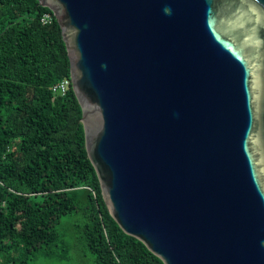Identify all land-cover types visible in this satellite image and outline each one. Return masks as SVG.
Here are the masks:
<instances>
[{"label": "water", "instance_id": "obj_1", "mask_svg": "<svg viewBox=\"0 0 264 264\" xmlns=\"http://www.w3.org/2000/svg\"><path fill=\"white\" fill-rule=\"evenodd\" d=\"M120 227L165 264H264V0H39Z\"/></svg>", "mask_w": 264, "mask_h": 264}, {"label": "trees", "instance_id": "obj_2", "mask_svg": "<svg viewBox=\"0 0 264 264\" xmlns=\"http://www.w3.org/2000/svg\"><path fill=\"white\" fill-rule=\"evenodd\" d=\"M82 118L54 12L39 0H0V264L52 254L58 222L74 212L95 264H165L111 215Z\"/></svg>", "mask_w": 264, "mask_h": 264}, {"label": "rangeland", "instance_id": "obj_3", "mask_svg": "<svg viewBox=\"0 0 264 264\" xmlns=\"http://www.w3.org/2000/svg\"><path fill=\"white\" fill-rule=\"evenodd\" d=\"M83 223L84 217L81 213L74 212L62 216L56 226L59 240L53 253L39 251L31 264H95L93 255L84 246L80 236Z\"/></svg>", "mask_w": 264, "mask_h": 264}, {"label": "built area", "instance_id": "obj_4", "mask_svg": "<svg viewBox=\"0 0 264 264\" xmlns=\"http://www.w3.org/2000/svg\"><path fill=\"white\" fill-rule=\"evenodd\" d=\"M52 19V16L50 13H46L43 18L42 21L44 22H48ZM69 82L67 80L62 81L60 84H58L56 87H54L55 90H59L61 92H64L65 89L67 88Z\"/></svg>", "mask_w": 264, "mask_h": 264}]
</instances>
